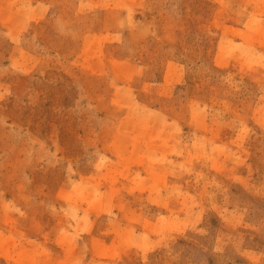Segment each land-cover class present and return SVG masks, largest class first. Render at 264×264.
I'll return each mask as SVG.
<instances>
[{
    "label": "rangeland",
    "instance_id": "obj_1",
    "mask_svg": "<svg viewBox=\"0 0 264 264\" xmlns=\"http://www.w3.org/2000/svg\"><path fill=\"white\" fill-rule=\"evenodd\" d=\"M205 1L184 60L196 0H0V264H264V0Z\"/></svg>",
    "mask_w": 264,
    "mask_h": 264
},
{
    "label": "trees",
    "instance_id": "obj_2",
    "mask_svg": "<svg viewBox=\"0 0 264 264\" xmlns=\"http://www.w3.org/2000/svg\"><path fill=\"white\" fill-rule=\"evenodd\" d=\"M195 13L194 16L190 15L187 18V23H186V31L182 35L179 40L174 42L173 49H174V54L182 57L184 60H189V58H192V53L199 52L200 49H203V57H210L208 54L209 49H211L212 44L211 41L212 39L206 35L205 32L200 31L198 29L199 25L202 23V21L198 18L199 15L207 17L210 12H211V3L209 1L205 0H196L195 2ZM189 50L187 53L186 51ZM213 67L215 65L213 64ZM159 78V77H158ZM36 81H43L42 76H38V79ZM40 106L36 108V112L34 113V116L36 117V123H43L44 124V116L47 111V105L48 104H39ZM33 108L29 107L27 111L24 112V115L31 114V110ZM248 241L250 242L249 245L255 246L254 243H261L260 239L258 236L255 238H248ZM241 262L244 264H248L243 258L241 259Z\"/></svg>",
    "mask_w": 264,
    "mask_h": 264
}]
</instances>
